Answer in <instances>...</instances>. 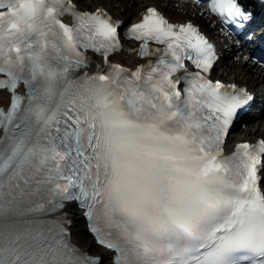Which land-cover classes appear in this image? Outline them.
<instances>
[{"label":"snow or ice","instance_id":"snow-or-ice-1","mask_svg":"<svg viewBox=\"0 0 264 264\" xmlns=\"http://www.w3.org/2000/svg\"><path fill=\"white\" fill-rule=\"evenodd\" d=\"M249 2L207 6L234 31ZM122 23L0 0V264H264V138L225 155L256 96L210 79L214 45L156 7L126 31L155 61L111 63ZM77 212L103 251L73 244Z\"/></svg>","mask_w":264,"mask_h":264},{"label":"bare ground","instance_id":"bare-ground-1","mask_svg":"<svg viewBox=\"0 0 264 264\" xmlns=\"http://www.w3.org/2000/svg\"><path fill=\"white\" fill-rule=\"evenodd\" d=\"M78 3L80 6H84L88 8V6L96 7L98 5H102L104 7L109 8L114 13H119L127 18L130 16L137 15V12L140 10L147 9L148 7H156L159 11L164 13L165 15L169 16L170 18L173 17L174 19H177L179 21L193 19L197 23L201 24L203 27H208L209 23L207 20H205V16L202 15H196L191 16L194 14V9L191 8H185L183 9L184 12L177 11L176 12V5L175 0H78ZM200 12L199 10H197ZM183 19V20H181ZM127 55V54H126ZM234 55V53H233ZM132 57V56H131ZM120 60L124 61L125 64H130L132 58H128V56L122 55L119 57ZM240 61L235 65L234 63L230 62L231 57L228 56L227 59H224L222 67L223 69L220 71H215L216 76H224L226 72H232L234 71L235 78L241 79L247 76L254 77L257 71L259 70L257 67L251 66L249 61H244L242 59V56L239 57ZM259 77V76H258ZM258 82V79L255 80ZM6 100V96L0 92V103H3V101ZM253 135H263L264 136V127H261L259 124L257 127H253L246 131L245 133H242V137H248ZM77 220L79 221L77 223L76 228L73 231V237L80 244V246L87 251H92L93 253L97 251H103L102 249H99L92 241L89 234L83 230L81 227V222L79 217L77 216ZM89 245H91V249H89Z\"/></svg>","mask_w":264,"mask_h":264}]
</instances>
